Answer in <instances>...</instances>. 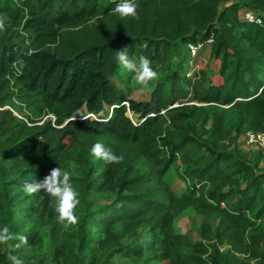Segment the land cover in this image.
Listing matches in <instances>:
<instances>
[{
    "label": "trees",
    "instance_id": "16d2710c",
    "mask_svg": "<svg viewBox=\"0 0 264 264\" xmlns=\"http://www.w3.org/2000/svg\"><path fill=\"white\" fill-rule=\"evenodd\" d=\"M121 2L0 0V215L28 238L0 245V264L9 254L24 264H264V150L251 160L237 147L247 131L264 134V0H134L138 18L124 20L113 11ZM199 43L210 48L204 68H172ZM119 51L162 74L149 100L115 82ZM105 106L115 107L106 119L88 117ZM97 142L123 162L96 160ZM57 167L79 193L75 227L58 222L45 192H24ZM189 209L204 222L183 234L174 220ZM47 232L48 251L26 257Z\"/></svg>",
    "mask_w": 264,
    "mask_h": 264
},
{
    "label": "clouds",
    "instance_id": "9594fccd",
    "mask_svg": "<svg viewBox=\"0 0 264 264\" xmlns=\"http://www.w3.org/2000/svg\"><path fill=\"white\" fill-rule=\"evenodd\" d=\"M113 11L121 20L138 18L137 5L134 0H122ZM2 29H4V24L3 20H0V30ZM116 60L124 70L134 74V81L143 88L150 87L152 82L159 77V73L152 67L151 61L144 56L139 57L137 62L129 58L126 51H119L116 54ZM91 155L96 160H102L108 164H120L124 159L122 155L114 154L111 149L106 148L100 142L92 146ZM42 191L56 202L55 210L58 213L60 224L68 228L79 223V218L76 215V209L80 204L79 193L73 186L69 171L57 167L52 169L50 175L45 177L43 181L35 179L24 184V192L27 196H34ZM14 240L20 242L15 245L17 248L28 245V238L25 235L13 234L7 225L0 227V245L11 246L10 242ZM7 259L10 264H24V261L15 255L9 254Z\"/></svg>",
    "mask_w": 264,
    "mask_h": 264
},
{
    "label": "rangeland",
    "instance_id": "374dc122",
    "mask_svg": "<svg viewBox=\"0 0 264 264\" xmlns=\"http://www.w3.org/2000/svg\"><path fill=\"white\" fill-rule=\"evenodd\" d=\"M210 48H206L201 52L195 59L190 57L188 53L187 46L182 47V54L175 58L172 61V68L176 69L178 71L188 70L189 75H194L195 72H199L201 68H204V62L203 60L207 59L209 56ZM126 70L123 72V78L125 79L126 74H128ZM130 74V73H129ZM132 74V73H131ZM162 74L159 73L160 78ZM134 74L131 75V80L128 82V86L123 83V80H116L115 82L118 84L120 88L125 89L129 99L135 100V101H147L150 98L151 92L153 91L154 87L156 86L158 79L152 82L150 87L143 88L139 84H137L134 81ZM128 105V104H126ZM112 108L109 106H105V111L101 112L98 116L91 115L89 118L91 119H106L109 117L112 113ZM16 115L21 117L17 111H14ZM126 115L131 119V121L134 124H138L140 119L139 115L135 114L134 112L128 110ZM81 116V115H80ZM89 116V115H88ZM101 117V118H100ZM237 147L238 150L247 154V156L252 160L259 151H255L252 148H250L244 141V135L240 136L237 141ZM257 156V155H256ZM262 161L261 163H263ZM169 182L171 183L172 189L175 192V194L178 197H181L182 194L187 190L186 184L182 182L176 175H173L170 177ZM105 201L103 199H98L97 204L104 203ZM77 210V209H76ZM204 222V218L201 216H198L194 213L193 210L189 209L184 211L182 214H180L175 220H174V226L175 228L185 234L189 233L191 231L194 232L195 229H197L202 223ZM4 225V220L2 219L0 215V227ZM75 227V226H72ZM49 236L50 233H44L42 239L38 243V245L33 249H27L25 250V256L33 259L39 260L47 251L49 248ZM8 249H11V246H8ZM117 264H139L136 262H124L119 261Z\"/></svg>",
    "mask_w": 264,
    "mask_h": 264
},
{
    "label": "built area",
    "instance_id": "2783aa9c",
    "mask_svg": "<svg viewBox=\"0 0 264 264\" xmlns=\"http://www.w3.org/2000/svg\"><path fill=\"white\" fill-rule=\"evenodd\" d=\"M244 19L249 21V22H256L258 24H261V18L256 16L253 12L248 11L244 14ZM214 41V38L212 37L207 41L206 44H212ZM205 46V43H199V44H189L188 50L190 52V56L195 59L203 47ZM244 141L245 143L252 149H257V150H264V134L263 133H255L252 131H247L244 134Z\"/></svg>",
    "mask_w": 264,
    "mask_h": 264
},
{
    "label": "water",
    "instance_id": "95a60500",
    "mask_svg": "<svg viewBox=\"0 0 264 264\" xmlns=\"http://www.w3.org/2000/svg\"><path fill=\"white\" fill-rule=\"evenodd\" d=\"M115 107H112V110L114 109ZM80 114V113H79ZM69 121H67L66 123H68Z\"/></svg>",
    "mask_w": 264,
    "mask_h": 264
}]
</instances>
